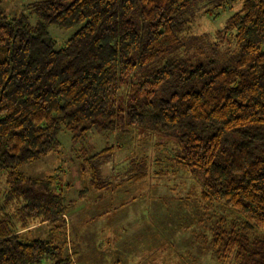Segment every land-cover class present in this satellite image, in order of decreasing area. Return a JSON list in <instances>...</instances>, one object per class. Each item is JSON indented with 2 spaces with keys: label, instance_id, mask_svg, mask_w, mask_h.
Segmentation results:
<instances>
[{
  "label": "trees",
  "instance_id": "obj_1",
  "mask_svg": "<svg viewBox=\"0 0 264 264\" xmlns=\"http://www.w3.org/2000/svg\"><path fill=\"white\" fill-rule=\"evenodd\" d=\"M7 1L0 0V264H73L66 239L26 235L50 223L65 233L69 185L19 169L55 150L63 129L75 141L91 130L131 128L174 142L170 156L197 180L199 201L238 213L240 220L211 221L206 241L217 263L264 264V0H34L14 13ZM199 4L212 7L213 21L214 9L230 11L213 41L193 31ZM51 26L75 31L59 45ZM106 150L116 151L111 145L88 158L98 157L84 169L79 195L119 189L118 177L102 176ZM131 174L121 185L146 171Z\"/></svg>",
  "mask_w": 264,
  "mask_h": 264
},
{
  "label": "rangeland",
  "instance_id": "obj_2",
  "mask_svg": "<svg viewBox=\"0 0 264 264\" xmlns=\"http://www.w3.org/2000/svg\"><path fill=\"white\" fill-rule=\"evenodd\" d=\"M31 1L34 0H8L6 8L14 13ZM232 6L233 10L238 8L236 3ZM211 8L197 5L192 15V27L195 33H206L213 41L230 11L221 7L214 9L213 12L219 11L220 15L213 21L208 11ZM49 31L59 45H63L75 28L51 26ZM221 48L223 52L227 45ZM234 49L233 45L229 50ZM157 138L131 128L115 132L91 130L74 141L72 134L63 129L55 150L19 170L27 177L56 175V184L69 185L66 187L73 206L68 208L65 216L67 230L63 234L56 224L50 223L26 233L27 238L66 239L73 264H218L206 241L210 238L211 221L220 215L240 220L238 213L222 203H201L197 180L189 178L170 156V150L176 148L174 142L165 140L159 144ZM111 145L116 151L106 150V156L101 157L111 158L102 165L101 173L108 180L118 177L119 189L110 187L109 190H114H111L112 195L107 189L88 190L85 195H79L89 176L88 170L84 169L98 159L88 158ZM131 164L135 170L129 169ZM144 170L146 176L137 180V184L121 185L123 180L132 177L130 173L138 176ZM0 188H6L2 179ZM141 191L146 196L139 202L135 199V203H129L116 214H100L109 204L123 203ZM34 223L37 220L31 224Z\"/></svg>",
  "mask_w": 264,
  "mask_h": 264
}]
</instances>
